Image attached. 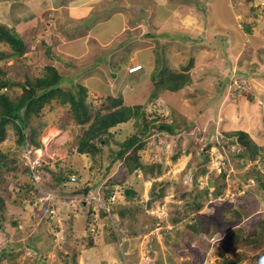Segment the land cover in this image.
I'll list each match as a JSON object with an SVG mask.
<instances>
[{
    "label": "rangeland",
    "instance_id": "obj_1",
    "mask_svg": "<svg viewBox=\"0 0 264 264\" xmlns=\"http://www.w3.org/2000/svg\"><path fill=\"white\" fill-rule=\"evenodd\" d=\"M250 1L179 0L177 7L182 11L189 7L192 18L182 17L183 20L179 18L182 22L176 23L170 14V23L163 31L148 21L144 31L146 52L133 55L146 61L149 69L142 67V71L134 74L127 73L129 66L124 63L143 43L122 47V41L130 38L126 31L114 37L111 45L102 43L101 47L93 43L88 53L78 57L73 41H63L67 35L75 34L72 32L75 25L72 23L71 29L64 32L57 27L55 18L50 24L51 34L43 32V36L47 35L45 40L36 41L32 37L35 33L32 38L23 34L28 48L22 57H7L12 50L0 43V72L4 73L0 74V80H11L12 93L8 94L11 98L21 95L20 84L42 77L46 66H52L62 77H69L71 83L86 88V101L88 104L92 101L93 112L106 106L108 98L120 97L125 106H142L148 119L154 118L155 113L165 118L162 114L166 113L167 120L189 128L174 136H146L138 154L145 165L160 164V172L154 171L156 178L136 171L131 180L112 187L114 194L109 202L115 201L113 211L106 216L102 214L103 209L99 211L110 209L108 200L102 199L103 205H92L91 214L89 205L81 207L80 193L99 179H103L100 187L106 186L109 180L121 178L119 163L109 175L104 172V166L109 163L107 147L116 149L114 139L133 132L131 121L109 130L112 140L104 147V160L99 154L92 159L76 151L84 126L75 123L68 105H61L57 100L44 105L39 121L45 126L37 134L38 148L23 151L11 137L0 143V150L9 155L6 163L9 169L4 170L0 182V195L4 199L0 264H35L38 260L45 264H63L64 254L70 256L72 251L75 264L76 259L78 264H223L224 259L239 256H243L239 264L256 262V257L264 253V184L258 186L247 170L253 168L264 176V157H257L255 161L239 158L243 148L232 137L233 132L244 131L264 150V5L260 4L263 0ZM141 9L144 10L143 6ZM168 9L176 11L174 7ZM0 22L10 24L7 11L0 13ZM176 26L184 27L183 32L176 30ZM37 29L39 32L41 26ZM96 29L103 30L105 36L117 29V23L101 21ZM185 35L189 37L188 42ZM172 36L180 40L172 43ZM151 68L152 77V71L145 76ZM166 68L187 73L190 80L177 92L160 91L152 97L154 75L158 77ZM100 75L103 77L98 78ZM124 75L134 83L133 88H129L127 81L123 82ZM68 84L63 83L62 88L71 89ZM33 125L36 127V122ZM31 165L46 166L55 175L62 173L70 178L60 188L61 194L50 192L58 200L55 209L53 201L35 205L34 198L42 192L31 191L30 176L25 169ZM223 170L225 174L220 177ZM43 174L50 183L49 173L44 170ZM153 182L165 183L164 195L148 208ZM126 185H132L135 190L136 195L131 199L124 193ZM218 186L222 191L216 197L214 191ZM189 190L200 197L198 213L190 209L192 204H182L190 200ZM121 208L130 213L120 215ZM232 210L240 218L230 223ZM183 213L187 216L182 217ZM194 214L199 218L198 227L203 222L202 234L185 233ZM175 217L178 220L172 224ZM253 224L258 234H251ZM68 228L73 229L67 241L72 247L69 252L64 247ZM33 235L39 236L38 252L26 246L27 239ZM235 236L238 241L231 242L235 247L231 245L226 250L223 239L233 240Z\"/></svg>",
    "mask_w": 264,
    "mask_h": 264
},
{
    "label": "trees",
    "instance_id": "obj_2",
    "mask_svg": "<svg viewBox=\"0 0 264 264\" xmlns=\"http://www.w3.org/2000/svg\"><path fill=\"white\" fill-rule=\"evenodd\" d=\"M246 31L250 33L248 27H246ZM0 43L7 45L9 49L12 50L11 53L7 54V57L10 58L22 57L28 48L24 41L11 28L3 24H0ZM0 74L1 76L4 75L2 72H0ZM154 77H156L153 78L155 87L150 92L152 97L156 96V94L160 91L177 92L190 80L187 73L175 71L169 68H166V70L163 71L158 77L157 75H154ZM71 82L72 81L69 77H62V75H60L54 67L46 66L42 77L35 78L34 80H26L25 84H20L22 87L21 95H19L17 98H11L8 95L12 93L11 88L9 87L11 80L9 78L0 80V142L7 137H11L16 142L17 147L21 150H24L26 145L36 148L39 147L40 144L36 140L37 134L39 129L45 126L44 123L39 121L40 112L44 105L49 104L51 100H57L61 105H68L69 113L76 124L84 126L82 129V134L76 142V151L79 154H85L88 157L91 156L92 159L95 154H99L104 160V147L106 148L107 145L109 146L110 141L112 140V135L109 130L119 124L128 123L131 121V124L134 128L133 132H130L121 139H114V145L116 149L107 147V161H109V163L104 166V172L109 175L113 171L114 165L119 163L122 176L120 179L109 180L107 182L108 184H104L106 186L102 185L100 187L105 199L111 192H113L112 187H114V185L122 183L124 184L128 180H131L135 176L136 171H141L145 177L149 176L151 178H156V174L160 172V164L152 163L145 165L141 162L140 156L138 154V150L144 145L143 139L146 136L154 134H156V136H174L175 134L182 132L184 129L189 128H187V126L182 128V126L176 125L175 122L169 121L167 118H161L156 114L154 118L148 119L142 110V106L137 105L133 108L125 106L122 104L120 97H116L115 99L108 98L109 102L106 106H101L99 109L93 112L92 101L89 102L90 104H88L86 101V88L79 83L73 84ZM63 83H69L70 87L72 86V88L63 89ZM74 87L77 88L76 91ZM8 91L10 93H7ZM34 122H36V127L33 125ZM232 137H235V143H238V145L243 148V151L238 154L239 158H248L251 161H255L257 157H264V150L262 151L260 146L254 144L246 132L235 131L232 133ZM207 147H210V145ZM108 156L110 158H108ZM8 160L9 155L0 150V182L3 180L2 175L4 170L9 169L8 167L6 168V163ZM25 169L28 171L27 168ZM38 170H40L42 173L40 174L39 172L41 177L40 187L45 192L50 191L59 194L63 183L68 181L67 176H63L62 173L55 175V173L52 171L47 170L46 166H43ZM44 170L49 173V179H51L50 183H47V180L44 178ZM154 171H157L156 174H154ZM247 171L250 174V177L256 180L258 186H263V174H260L258 170L253 168L248 169ZM224 174L225 171L223 170L219 176L223 177ZM102 181L103 179H99L94 186H88L87 190L91 189L96 191V188H99L98 185ZM41 183L43 187L41 186ZM163 184L165 183H152L150 199L147 201L148 208H151L153 202L164 195ZM54 185L57 186V188H55ZM221 191L222 187H216L214 196L217 197L220 195ZM124 193L128 199H131L136 195L132 185H126ZM187 193L190 195V200H185L182 202V204H192L190 209L193 212L198 213L201 207L199 203L200 197H198V194L194 195V191L189 190ZM181 197L183 199L184 194H182ZM112 205L113 204L110 205L111 211L114 209V206ZM85 206L86 205H81L83 208H85ZM3 208L4 199L0 195V227H2L1 213ZM88 211H90L92 214V205H89ZM119 211L120 215L130 213V211L126 208H121ZM232 213L233 218L229 220V222L231 223V221H239V213L235 210H232ZM102 214L105 215L104 212H102ZM185 216H187V214L183 213L182 217ZM133 218L136 219L135 214L133 215ZM177 220L178 217L173 218L172 224ZM198 220V215L194 214L189 223L186 225L185 229H187V231H185V233L202 234L205 231V228L202 221H200L201 225L199 227L197 226L199 225ZM12 224L15 225V222H12ZM85 228L89 229L87 226ZM257 230V226L253 224L251 228V234H258ZM72 231V228H68L66 231V244L64 247L67 248L68 252L72 250V247L67 242L73 235ZM262 232H264V228ZM237 238L238 237L235 236L233 240L231 237L223 239L225 242L223 244L224 248L228 250L231 245L235 247L236 244L234 245L231 242L238 241ZM37 240H39V236L33 235L32 238L27 239L26 246L31 250L38 252V248L36 247ZM73 253L75 252L72 251L70 256L64 254L63 264H75V256L72 255ZM218 253L220 257L224 258L222 253ZM242 257L243 256H239L233 260L224 259L223 264H239V262L242 260ZM35 264L45 263H40L38 260ZM254 264H264V253L256 257V262Z\"/></svg>",
    "mask_w": 264,
    "mask_h": 264
},
{
    "label": "crops",
    "instance_id": "obj_3",
    "mask_svg": "<svg viewBox=\"0 0 264 264\" xmlns=\"http://www.w3.org/2000/svg\"><path fill=\"white\" fill-rule=\"evenodd\" d=\"M7 1L10 2L8 3L9 5H5L0 0L1 2L0 13L5 14V11H7V15L8 17H10V24L7 25L1 22L0 24L6 25L7 27L11 28L20 38H22L23 41H24L22 37L24 36L23 34L29 35L30 38L31 35L34 33L35 35L34 36L32 35V37L36 39V41L41 42L42 40H45V37H47V35H50L53 30L46 36H43V34L41 33V29L38 32L37 28L38 26L39 27L41 26L40 25L41 21L45 20L48 16H53L55 18L57 27L62 28V31L64 32H67L71 29L69 28V26L72 23L75 25L73 27L74 30L72 31L75 32V34L72 35L71 37L67 35L65 40L63 41H67V40L70 42L73 41L72 45H75L73 49H75L74 51L77 53L76 55L77 57L78 55L83 56L84 53H88V50L92 48L93 43L94 44L96 43V46L100 44L101 47H102L101 45L102 43L104 46L108 44L111 45L112 41L114 40L113 39L114 37H117L118 34L121 35L123 34L124 31H126L130 33L129 34L130 38H126L125 40L126 42L122 41L123 43L120 44L122 47H127L130 45L133 46V44H138L140 41H142L143 44H140L142 47L138 48V50H135L129 55L128 59H126L124 64L125 66H131L133 64H141L143 70L147 69V67L145 66L146 61L144 60L142 61L138 59L136 56L134 57L133 54H136L137 52L140 53V55H144V52H146L145 42H144L146 35H144V31H146L148 21L150 22L149 24L152 27L154 28L156 27L158 29L160 28V30L163 31L162 30L163 27L168 26L170 23V19L168 17L170 14H172V17L174 18V21L176 23L182 22L183 20L182 17L189 19L192 18L191 16L193 15V12L189 7L187 10H183V11L177 7L179 6L177 4L179 3V0H103V1L101 0H7ZM238 1H240L239 3H241V0ZM244 1L248 2V0H244ZM132 5H135V9L133 8ZM141 6H143L144 10L141 9ZM168 7H174L176 11H174L173 9H168ZM159 16L161 17V20L159 19ZM179 18H181L182 20H180ZM101 21H104V23L105 22L117 23V29H113L110 33H108V35L104 36L103 30L97 31L96 29V25H98V23H101ZM82 22H87L86 26L84 25L83 27L81 25ZM175 29L180 31L181 33L183 32L182 29H184V27L181 29L180 27L176 26ZM40 37H42L41 40L39 39ZM172 37H170L171 38L170 42L172 43H176V41L180 40L178 36H175L173 38ZM182 37L183 36H180L181 39ZM185 37L188 42L189 37L187 35H185ZM99 59L100 57L97 59V61H99ZM150 71H152V68L149 71H146L145 76H147ZM153 72L154 71L151 72V77ZM100 77L103 76L100 75L98 78ZM127 78L128 77L125 76V80H123V82L127 81ZM102 79L103 78H101L100 80ZM127 84L129 85V88L130 87L133 88L132 84L134 83L127 81Z\"/></svg>",
    "mask_w": 264,
    "mask_h": 264
},
{
    "label": "clouds",
    "instance_id": "obj_4",
    "mask_svg": "<svg viewBox=\"0 0 264 264\" xmlns=\"http://www.w3.org/2000/svg\"><path fill=\"white\" fill-rule=\"evenodd\" d=\"M250 0H248V2H249ZM251 2V1H250ZM253 8V7H252ZM264 8V7H263ZM254 9V8H253ZM50 18V19H49ZM48 19H49V21H48ZM48 19L46 20H42L41 21V33L43 34V32L44 33H50L52 30H53V27L52 26H50V24L52 23V22H54V17L53 16H48ZM52 21V22H51ZM49 26V27H48ZM40 40L42 39V37H40L39 38ZM33 47V46H32ZM34 48V47H33ZM24 55V54H23ZM137 65H140V67L139 68H136V69H134V71H129V69L131 68V67H135V66H137ZM142 69V65L141 64H133V65H131V66H129V68H128V70H127V73H129V74H132V73H135V72H138V71H140ZM156 114V113H155ZM157 115V114H156ZM167 118V117H166ZM4 140H6V138L4 139ZM3 140V141H4ZM2 142V141H1ZM0 142V143H1ZM28 148H32V146H29V145H26L25 147H24V150L23 151H27L28 150ZM34 148H36V147H34ZM38 148V147H37ZM79 154V153H78ZM83 155H85V154H83ZM26 167V166H25ZM27 169H28V173H29V176H30V170H29V167L27 166L26 167ZM37 173H38V175H39V170L37 171ZM39 177H40V175H39ZM70 178H68V180H69ZM40 180H41V177H40ZM30 181H31V191H34V192H36L37 190H38V193H39V190H41V192L42 193H39L38 194V196L37 197H35L34 199H35V205H37L38 203H44V204H46V203H49V201H53V206H54V209L56 208V204L58 203V200L56 199V197H54L51 193H50V191H44L41 187H40V181H39V187H34L33 186V181H32V179H31V177H30ZM74 181V180H73ZM72 180H71V182H73ZM66 182H69V181H66ZM65 183V182H64ZM64 183H63V188H64ZM87 187L88 186H85L84 188H83V192L82 193H80L81 194V198H82V200H81V205H97V204H102L103 205V200L102 199H105L104 197H103V195H102V189L99 187V191L97 190V191H93V190H87ZM85 190H86V192H85ZM94 192V193H93ZM113 192H111L109 195H108V197L105 199V201L106 200H108V202L106 201V203H107V205L110 207V205L111 204H113V202H115L114 200L113 201H111V202H109V198L110 197H112L113 196ZM102 195V196H101ZM59 200H62V197H59ZM69 200V198L67 199V201ZM53 209V208H52ZM104 210V216H106V215H108L109 213H110V210H111V208L110 209H108V210H105V208H101V209H99V211L100 210ZM78 255H80V254H77V256ZM76 263L78 264V262H77V259H76Z\"/></svg>",
    "mask_w": 264,
    "mask_h": 264
},
{
    "label": "built area",
    "instance_id": "obj_5",
    "mask_svg": "<svg viewBox=\"0 0 264 264\" xmlns=\"http://www.w3.org/2000/svg\"><path fill=\"white\" fill-rule=\"evenodd\" d=\"M260 4H261V6H263L264 5V0L263 1H261L260 2ZM264 7V6H263ZM140 67V65H137V66H135V67H131L130 69H129V71L131 72V71H134V69H136V68H139ZM166 114V113H165ZM165 114H162V117H167V116H164ZM28 151V150H27ZM40 167H34L33 165H31V166H29V170H30V177H31V179H32V181H33V186L34 187H39V181H40V178H39V175H38V173H37V171H38V169H39ZM71 180L73 181L74 180V178H71ZM51 212H54V209H51Z\"/></svg>",
    "mask_w": 264,
    "mask_h": 264
},
{
    "label": "bare ground",
    "instance_id": "obj_6",
    "mask_svg": "<svg viewBox=\"0 0 264 264\" xmlns=\"http://www.w3.org/2000/svg\"><path fill=\"white\" fill-rule=\"evenodd\" d=\"M39 152V151H38ZM40 153V152H39Z\"/></svg>",
    "mask_w": 264,
    "mask_h": 264
},
{
    "label": "water",
    "instance_id": "obj_7",
    "mask_svg": "<svg viewBox=\"0 0 264 264\" xmlns=\"http://www.w3.org/2000/svg\"><path fill=\"white\" fill-rule=\"evenodd\" d=\"M85 192H86V190H85Z\"/></svg>",
    "mask_w": 264,
    "mask_h": 264
}]
</instances>
